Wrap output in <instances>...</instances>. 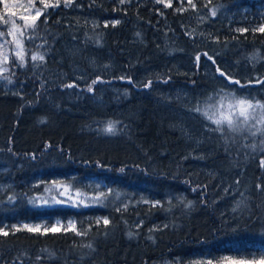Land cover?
<instances>
[{
  "label": "trees",
  "instance_id": "obj_1",
  "mask_svg": "<svg viewBox=\"0 0 264 264\" xmlns=\"http://www.w3.org/2000/svg\"><path fill=\"white\" fill-rule=\"evenodd\" d=\"M31 1L26 60L0 75V264L264 255V124L203 114L264 103V0ZM56 220L75 229L16 228Z\"/></svg>",
  "mask_w": 264,
  "mask_h": 264
},
{
  "label": "rangeland",
  "instance_id": "obj_2",
  "mask_svg": "<svg viewBox=\"0 0 264 264\" xmlns=\"http://www.w3.org/2000/svg\"><path fill=\"white\" fill-rule=\"evenodd\" d=\"M126 1V0H124ZM178 3H189L188 0H177ZM171 3V0H163L159 3L165 6L166 3ZM38 4V3H37ZM0 8H4V13L0 12V75H3L8 71V64L11 61V57L14 62L22 66L26 60V55L23 46L22 38V26L28 27L33 20H36L38 16L37 11H41L36 8L31 0H0ZM6 12V13H5ZM20 42L21 47H17V42ZM19 53V55H18ZM23 57V63L21 58ZM232 98L225 100L224 113H228L227 105ZM254 110H249L252 112ZM258 113V110H255ZM212 115V114H211ZM216 118H220V113H215ZM27 226V227H25ZM16 228L33 229V232H45L47 230L60 231V230H74L75 225L72 221L56 220L51 227H46L42 223L21 222ZM39 229L38 231L35 229ZM243 261V264H264V255L253 256L247 259H236L233 257L225 256L219 260L221 264H235V262ZM207 262H210L207 260Z\"/></svg>",
  "mask_w": 264,
  "mask_h": 264
},
{
  "label": "snow or ice",
  "instance_id": "obj_3",
  "mask_svg": "<svg viewBox=\"0 0 264 264\" xmlns=\"http://www.w3.org/2000/svg\"><path fill=\"white\" fill-rule=\"evenodd\" d=\"M124 0H121V3H123ZM157 3L163 2V0H156ZM189 4L192 3V0H188ZM70 3V0H66V4ZM166 7H171V3H166ZM195 7V5H192ZM41 13L37 11L36 15L39 16ZM33 29L35 28V20L32 22ZM260 31H264V28L259 29ZM31 38V37H30ZM17 47H21L20 42H17ZM19 55V53H18ZM21 63H23V57L21 56ZM199 57H197V60ZM211 59V57H209ZM32 60H40L43 61L44 57L42 55H33ZM222 76L225 75V73H220ZM97 81H93L92 83L95 84ZM236 83H239V81H235ZM264 83V81H261ZM150 83V82H149ZM74 85L69 84L67 87H73ZM89 91H92L91 86H89ZM227 97H222L216 105H213V109L215 111L212 115H209L207 111H205L203 114L208 117L216 125L215 131H219L223 134L225 131V125L227 127V130L230 132H240L244 129L245 126H248V130L251 131L252 128H255L256 124H264V103L255 102L253 103L251 100L248 99H236L235 97L232 98L231 101H229L227 108L228 113L225 114L223 109L225 107V100ZM249 110H254L252 112H249ZM255 110H259L258 114ZM196 111H201L199 108L196 109ZM220 113V118H216L215 113ZM254 121L255 123L249 125V121ZM115 126L109 122L108 126L104 129L107 133H114ZM256 132H261L264 134V128H258L256 131H251L252 135H256ZM104 224H108V220H104ZM27 227V226H25ZM29 231H33V229L29 228ZM35 230H39L38 228ZM2 235H8L7 232H0ZM82 233H77V235H81ZM88 247H91V245H88ZM210 264V262H209ZM235 264H243V261L235 262Z\"/></svg>",
  "mask_w": 264,
  "mask_h": 264
}]
</instances>
